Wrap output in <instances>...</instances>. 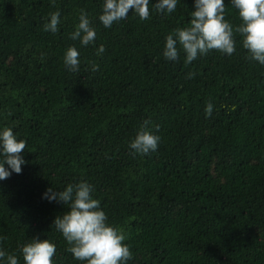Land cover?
<instances>
[{"label": "trees", "instance_id": "obj_1", "mask_svg": "<svg viewBox=\"0 0 264 264\" xmlns=\"http://www.w3.org/2000/svg\"><path fill=\"white\" fill-rule=\"evenodd\" d=\"M224 3L235 28L238 10ZM101 4L0 0V126L27 141L21 172L0 180V248L24 264L19 245L48 238L54 264H84L52 225L65 205L42 197L83 179L125 233L126 264H264V65L235 32L231 55L166 60L164 37L188 23L193 0L172 13L150 2L144 20L130 8L108 28ZM81 9L97 34L88 46L69 36ZM56 10L57 31L44 30ZM70 44L78 72L63 63ZM146 119L158 148L133 155L129 141Z\"/></svg>", "mask_w": 264, "mask_h": 264}, {"label": "clouds", "instance_id": "obj_2", "mask_svg": "<svg viewBox=\"0 0 264 264\" xmlns=\"http://www.w3.org/2000/svg\"><path fill=\"white\" fill-rule=\"evenodd\" d=\"M150 2L156 11L172 13L178 0H102L98 19L108 28L114 22L126 18L131 8L132 13L144 20L150 15ZM230 3L238 10L241 20L235 28L225 19L224 0H193L188 23L173 28L165 35L163 57L175 62L183 52V62L189 64L213 49L231 55L236 50L235 32L240 34L247 58L264 65V0H230ZM48 16L49 19L43 25L44 30L55 33L60 23V12L52 11ZM96 35L87 12L81 9L78 23L69 33L70 39L78 41L81 46H88L95 42ZM96 51L102 54L104 46L99 45ZM63 63L69 71L78 72L80 49L73 44L68 45L63 52ZM98 67L95 63L91 65L92 71ZM212 110L213 104L208 102L204 109L205 115L210 116ZM158 127L155 125V128ZM159 141V134L153 130L150 120L146 119L138 125L128 146L133 155H146L157 150ZM26 143V139L20 138L12 127L0 126V180L12 172H21V165L26 163L22 155ZM93 191V186L83 179L68 183L62 189L47 188L42 193L43 198L65 205V210L53 218L52 225L67 242L66 251L72 253L77 261H83L84 264H126L132 254L124 243L125 233L108 222L100 200L94 197ZM19 252L24 264H54L52 257L55 243L48 238L33 236L19 245ZM0 264H19V260L17 255L0 248Z\"/></svg>", "mask_w": 264, "mask_h": 264}]
</instances>
